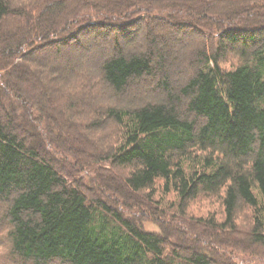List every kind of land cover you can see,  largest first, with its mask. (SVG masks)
<instances>
[{"label":"trees","instance_id":"1","mask_svg":"<svg viewBox=\"0 0 264 264\" xmlns=\"http://www.w3.org/2000/svg\"><path fill=\"white\" fill-rule=\"evenodd\" d=\"M0 250L264 261V0H0Z\"/></svg>","mask_w":264,"mask_h":264},{"label":"rangeland","instance_id":"2","mask_svg":"<svg viewBox=\"0 0 264 264\" xmlns=\"http://www.w3.org/2000/svg\"><path fill=\"white\" fill-rule=\"evenodd\" d=\"M179 42L180 41H177V40H176V42H173L171 47H170V49L172 51H174V53H177V54L178 53H185L184 49H182V50L179 49V47H180V46H178ZM193 43H195V45L198 44L195 39H194ZM92 50L93 49H91V51L90 50L86 51L84 54H82L79 57L74 55L73 59H74L75 64H83V62H84V56L83 55H87V54L91 55V53H93ZM108 52H109V54L111 53L109 50H108ZM72 57H73V55H72ZM100 57L101 56H99V58H98L99 61H100ZM59 61L60 60H58V62H56V63L57 64L60 63ZM186 71H185V73H187ZM149 85H150V82L145 80L143 82L136 83L135 84V88L138 89V90H142L144 92H149V89H148ZM157 92H159V90H157ZM86 182L88 183L87 184V188L92 189L91 188L92 187L91 183L88 182V181H86ZM171 197H172L171 195L166 197L165 202H166L167 205L165 204L163 209L167 210V206L169 205V202H170L169 199ZM191 211H193L195 214H205V213H209V212H214L215 211V214L220 216L219 212L221 211V206H220V203H219V201L217 199H212V200L200 199V200H196L191 205ZM142 213H143L142 210H139V209H133V210L129 209L127 214L130 215L131 217L141 218V217H143ZM143 221H144L143 222L144 228H146L148 230H153V231H160V228H159V226L157 224H155V223H153L151 221H148L145 218H143ZM170 225H171V223H170ZM180 225H181L180 228H182V230H183L184 229V225H182V224H180ZM1 253H2V251L0 250V254ZM254 259H256V258H253L252 260H254ZM4 260H5L4 255L1 254L0 255V264H3ZM253 262H254V264H260V262L264 263V261H262V260H260V261L257 260V261H253Z\"/></svg>","mask_w":264,"mask_h":264}]
</instances>
